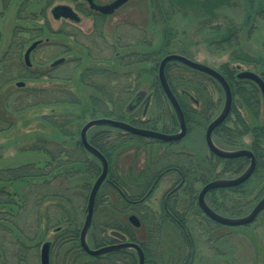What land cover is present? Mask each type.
I'll list each match as a JSON object with an SVG mask.
<instances>
[{"label": "rangeland", "instance_id": "1", "mask_svg": "<svg viewBox=\"0 0 264 264\" xmlns=\"http://www.w3.org/2000/svg\"><path fill=\"white\" fill-rule=\"evenodd\" d=\"M95 1L104 5L114 0ZM61 4L71 6L81 20L54 19L51 11ZM100 17L103 22L98 21ZM39 30L42 32L37 37L39 34L35 32ZM13 41L21 44L20 54L6 57ZM37 41L41 45L32 50L31 66H27L25 53ZM240 50L255 62L233 60L232 56ZM170 54L187 56L222 74L227 69L236 73L239 65L242 70L263 74L264 0H129L106 17L101 13L97 15L86 0H0V169L31 164L35 171L54 177L51 185L55 192L67 190L65 192L71 200L80 206L68 203L66 209H62L61 201L52 198L43 202L37 216L28 219L27 227L33 234L37 233V237L34 241L24 238L25 256L16 262L13 257L8 259L15 249L7 250L9 257L0 259V264H7L5 259L9 264H41V251L46 242L52 243L50 264H105L111 259L105 257L108 254L121 260L117 254L122 251H129L136 259L133 264L138 263L133 250L90 256L82 249L80 239L77 242L85 254L79 255L74 247V232L77 228L81 234L90 190L98 176L93 173L90 163L81 169L76 166L78 175L73 178L64 179L63 175L60 178L61 174L57 175L55 171L57 163L66 162L67 156L78 162L93 161L80 139L86 123L99 118L119 120L93 115L97 104L109 113L119 111L120 116L125 117L120 121L148 122V126L153 127L151 130L167 134L179 131L174 110L162 94L158 80V64ZM61 58L65 59L64 63L52 67ZM172 67L168 75L178 78L181 86L178 90L186 88L191 95L189 99L178 94L183 106L198 110L188 123L187 136L176 144H154L146 140L126 142L130 146L125 150L128 155L123 156L119 168L130 167L132 160L133 170L137 172L134 178L141 179V170L155 158L177 152L191 153L198 179L195 184L198 199L206 183L238 177L245 172L249 162L246 160L241 166L218 159L206 146L207 125L219 115L224 105V93L218 83L182 64L176 63ZM35 74L42 76L34 79ZM92 84L104 85L107 90L116 87L114 97H121L116 108L104 101L105 95L98 94ZM242 90L252 93L249 86H234L235 98L239 101H242L239 92ZM141 91L147 92L152 99L147 113L135 118L133 113L137 109L128 111L127 106L136 103ZM258 97L257 115L253 106H245V103L239 110L240 115L234 112L229 115L222 130L214 136L219 147L230 151L251 148L254 136L250 132L264 125V101L259 92ZM102 130L109 132L104 140L106 143L109 137L120 133L98 127L91 129L88 137ZM35 142L44 148L28 150ZM261 154L256 172L245 184L219 188L209 194L207 202L214 211L231 218L243 217L264 197V152ZM54 156L58 157L57 161L53 160ZM175 181L174 175L166 176L145 203L154 222H161L157 224L158 228L156 224L150 226L157 228L158 235L149 234V226L139 219L141 225L135 226L129 217L138 215L129 210L126 215L130 234L118 231L126 236L127 241L148 243V235L156 237L152 253L155 264H264V211L246 226H224L202 211L196 214L191 208L192 198L188 192L177 187L178 197L174 205L176 210L186 214L191 222L190 228L183 233L171 221H161L163 196L174 188ZM38 185L42 186L40 183L16 186L27 196L28 203L34 205L37 202L34 191ZM102 186L97 197H104L108 207L118 206L120 200L116 190L108 184ZM197 204L196 200L198 207ZM100 219L103 223L104 215ZM94 230L91 225L87 237L93 249L120 242L104 224L96 230L97 235ZM8 236L0 233L1 246L6 247L2 237L12 240ZM100 238L109 240L100 242ZM117 264L125 263L118 261Z\"/></svg>", "mask_w": 264, "mask_h": 264}, {"label": "trees", "instance_id": "2", "mask_svg": "<svg viewBox=\"0 0 264 264\" xmlns=\"http://www.w3.org/2000/svg\"><path fill=\"white\" fill-rule=\"evenodd\" d=\"M46 1L52 2L53 0H46ZM69 1H72V0H69ZM98 21H102V17H100ZM97 26L99 28L101 27V25H99L98 22H97ZM41 32L42 31L39 30L38 32H35V34L36 33L39 34ZM56 34H59V32ZM39 36H40V34L37 37H39ZM19 44L20 43H18V41H13L12 45H10V50L7 52L6 57H8L10 55L13 58V55H16V56L19 55L20 51H21L20 50L21 44L20 45ZM12 49H13V51H12ZM238 52L240 53V54L238 53L239 55L236 54V55L232 56L233 60L239 61V62L240 61L241 62H245V61L255 62L254 60L250 59L251 57L250 58L246 57L241 52V50ZM3 63L6 64L7 62L3 61ZM169 69H168V71H169ZM10 70H8V72H10ZM262 70H263L262 73L264 74V63L262 65ZM98 73H100V72H96V74H98ZM223 74L226 76L227 81L229 82L232 90H234V86H237V83L235 82V77H234L235 73L233 71H231L230 69H227L226 71H223ZM84 75H86V74H84ZM41 76L42 75H40V74H35L32 76V78H34V79L38 78L39 79ZM167 79H168V83H169L171 89L173 90V92L176 93V95L180 94L181 97L186 96V95L188 96V94H187V93H189L187 91L188 89L183 88L180 91L178 90L179 87H181V86L179 85V83L177 81L178 78L176 76L172 77V76L168 75ZM244 85H248V84H241L242 87ZM91 87H93L98 92V94L101 93L102 96L105 95L104 101H106V100L109 101L116 108V104L121 99L120 95H118L117 97H114V91L116 90V87H113V89H111V90H107L104 85H100V84L99 85L98 84H92ZM249 87L251 88L252 93L249 94L248 92H246V90H242L243 92L239 91L241 93L240 96H241V99L245 103L246 106H248V105L250 107L253 106V108L256 110V111H254L256 114V113H258L257 109L259 110V107L257 106L258 105V99H259L258 91L253 85H250ZM197 92H198V90H197ZM178 97H179L180 104L184 109L187 123H190L193 119V116L195 114H198V110L195 108H189V106H183L182 99H180L179 95H178ZM250 101H252V102H250ZM121 104L122 103H120L117 107H120ZM254 106H256V107H254ZM100 108L101 107L99 106V104H97V106L94 107L93 115H101V116H105V117H117L119 120L125 119V117L120 116L119 111L115 110V111L109 113V111H106V109L103 110ZM234 110L232 111V113L234 112ZM118 116H120V117H118ZM205 121H206V123L208 122L207 117H206ZM132 123L136 126H138V124H140L142 127H146L149 129L151 127V126H148L149 125L148 122H141L139 120H133ZM222 126H220L216 130V132H215L216 135H217L218 131L222 130ZM151 128L153 129V127H151ZM108 133H109L108 131L102 130L100 132L94 133L91 137H89L90 144L93 145L95 148H97L105 156L109 155L108 154V146L109 145H108V143H106L104 141V140H106V134H108ZM253 135H254V139H255L254 140L255 148H257L258 152L264 151V149H262L260 147V144L262 142H264V125L261 127L255 128L253 130ZM120 136H128V135L122 134ZM80 145H81V143H80ZM114 146H115V144H113V147ZM81 147H82V145H81ZM41 148H44V147H42V145H39L38 143L35 142V143H33L32 147L28 150H30V151L31 150H38ZM53 160L57 161L58 157L54 156ZM66 160H67L66 162H61L59 164L57 163V165H56V171L55 172H57L56 173L57 175L61 174L59 176L60 178H62V175L64 176V179L65 178L68 179L70 176H72V178H73V177H75V174L77 176L78 172L75 173L76 166H77V169L78 168L81 169V167L84 166V164H88V163L93 165L92 168H94L93 173H95V175H97L99 177V175L101 174L102 168L97 163V160L96 161H94V160L88 161V162H86V161L78 162L76 159H74V160L69 159L68 156H67ZM225 161L231 162V163L236 162V164H237L238 160L226 159ZM34 169L35 168L32 167L31 164H24V165L19 166V168L16 167L13 169H11V168L0 169V231H1L0 233L3 232L5 234L9 235L8 237H10L12 239V240L8 241V240H6V238L2 237V239H3L2 242L4 244L6 243V247L1 246L3 244L0 243V249H1L0 250L1 251L0 259H3L4 256L9 257L8 251L9 250L14 251V249L16 252H13V254H11L12 255L11 258H8V259L12 260V257H13V260L17 262V261H19V259L21 260L25 256V252L27 249L25 248L23 241H26L25 239L34 241L35 238L37 237L36 236L37 233L33 234V232L29 229V227H27L28 219H30L32 216H37L38 211H39V207L43 202H45L46 200L48 201L52 198V199H57V200L61 201V203L63 204L62 209L63 208L66 209V204H68V203H70L72 205L79 206L77 202H73V199L71 200L70 195H68V193L65 192L67 190L62 191L61 193L58 191V193H57L52 189L51 184H52V180L54 179V177L48 176L47 173H45V172L39 173L38 170L35 171ZM185 170H186L185 175L184 176L180 175L179 179L182 178L185 181L186 186H185L184 190H186L188 192L189 196L192 198L191 208H194V212L196 214H200L201 209L196 206L197 197H196V193H195V184L198 181L196 172H195L193 166L191 168H185ZM153 177H155V175L151 177V180ZM202 180H203V178H202ZM35 183H40V184H42V186L38 185L35 187L34 195H36V199H37L36 201L37 202L34 205H30V203H28L27 196L26 195L24 196L23 192H20L16 185L19 184L21 186L22 185L25 186V185H29V184H35ZM114 183L120 188V187H122L121 185H125L126 180L124 178L122 179L121 177H116L114 179ZM65 184H66V182H65ZM67 185L69 186V184H67ZM134 186H136L135 189H127L128 191H126V190H123V188H122L121 191L120 190L117 191L118 196H119V200H120V204L118 206L108 207L105 204L106 200L104 197L98 196L96 198L95 207H94V215H93V223H92V225L95 228V230H94L95 235H97L96 230L98 228H100L101 224L102 225L104 224V226L106 227V230H109V229L112 231H115V230L119 231L120 230L121 232L127 233L129 235L130 230L127 229L128 228L127 227L128 222L125 219V215L127 214V212L129 210H132L133 212H135L138 216H140L142 223L145 225L147 224V226H149V230H148L149 234L152 235L155 233L156 235H158L157 234V232H158L157 231V228H158L157 224H160L161 222H158V223L154 222L153 218L150 217L151 216V210L147 207V205H145L146 201L145 200L142 201V199H141V198L146 197V194H147L146 189L142 191L140 189L141 187H139L137 185H134ZM213 192H214V190L207 194L206 201H207L209 194H211V193L213 194ZM174 196H176V195H174L172 193H169V194L166 193L165 194V196L163 198V203H162V208H163L162 212L164 213V215H162L161 221H163V220L164 221L165 220L171 221L173 224L178 225L179 228L182 230V232L185 233V231H187L190 228L191 222H190V220H188V217L185 216L186 214L179 213L176 210L175 205H174L175 204ZM128 199L133 200V201L137 200L138 202L131 204V203H129ZM212 204L214 206V202H212ZM171 205H172V207H171ZM208 205L210 206L209 203H208ZM129 206H130V208H129ZM216 210H218V208H216ZM103 215L105 217V220L103 223H100V221H101L100 218ZM152 224L153 225L156 224L155 226L157 228L156 227L154 229L151 228L150 226ZM74 233H76L73 237L74 238L73 241L75 242L74 247L76 248V251L79 253V255H84L85 253L80 248L79 242H77L80 239V232L77 231V228H76ZM90 237H91V240H93L94 233H92L90 235ZM131 239L134 240L132 237H131ZM155 239H156V237L148 235V240H147L148 243L135 241V242H138L140 244V246L142 247V249L145 253L146 264H155L152 261V258H153L152 253H153V246H154L153 244L155 243ZM94 240L97 241V238ZM107 240H109V238H104L102 240L100 238L98 241L104 242ZM119 253L120 254H117V255L121 257V260L120 259L117 260L115 258H112V256H111L112 254H108L105 257L111 258V259L109 261H107L105 264H117L118 261H124L125 264L127 262H128L127 264L135 263L136 259H135V257L132 256V254H130L129 251H122ZM122 256L124 257L123 259H122ZM126 257H127V259H126ZM104 260H105V258H104ZM4 261L7 264H9L7 259H5ZM170 264H172V262H170Z\"/></svg>", "mask_w": 264, "mask_h": 264}, {"label": "water", "instance_id": "3", "mask_svg": "<svg viewBox=\"0 0 264 264\" xmlns=\"http://www.w3.org/2000/svg\"><path fill=\"white\" fill-rule=\"evenodd\" d=\"M90 8L92 10H95L103 15H110L113 14L118 8L123 6L127 1L129 0H114L113 2L109 4H98L95 0H86ZM51 14L54 19H70L73 21H79V17L75 10L69 6V5H57L55 6ZM41 42L37 41L34 42L26 51L25 53V63L27 66H31L30 62V54L33 49H35ZM65 59L61 58L59 60H56L52 66L55 67L57 65H60L64 63ZM171 62H179L185 66L190 67L191 69L206 73L213 77L215 80L218 81L220 86L223 89L224 92V105L219 113V115L210 122L206 129V143L208 148L212 153L215 155L224 158V159H235L238 157L246 156L250 158V165L246 169V171L241 174L238 177L235 178H230V179H217L213 180L201 189L199 196H198V204L200 209L203 211V213L215 221L218 224L224 225V226H230V227H239V226H246L252 222H254L258 216L264 211V197L256 204V206L251 210L249 214L243 217H238V218H231L227 216H223L216 211H214L206 202V196L209 192L219 189V188H233L236 186H239L243 183H245L253 174L255 167H256V159L254 154L249 151V150H237V151H230V150H225L220 147H218L214 140H213V132L216 128H218L221 124H223L226 119L229 117L233 105V93L231 90V87L228 83V81L225 79V77L220 74L218 71L215 69L199 63L195 62L193 60H190L184 56L176 55V54H171L166 57H164L160 63L159 66V72H158V78L160 85L162 87L163 92L165 93L167 99L169 100L178 124L180 131L176 134H166L162 132H158L155 130L151 129H146V128H140V127H135L131 125L130 123H127L125 121H120V120H114V119H109V118H99V119H93L89 121L88 123L85 124L83 127L81 133H80V139L83 147L85 150L90 153L92 156H94L96 159H98L101 162L102 165V172L99 175V177L96 179L89 198H88V204H87V214L85 218V222L80 234V245L82 249L90 256L93 257H99L106 255L108 253L112 252H118L121 250H133L137 254L138 257V264H145V253L141 246L137 243L134 242H129L127 241L126 236L118 231H113L111 234L115 238H117L120 242L117 244H112L108 246H104L98 249H93L89 246L88 244V232L90 230V227L92 225L93 221V215H94V207H95V202L97 195L104 184L107 175H108V162L104 155L93 145L90 144L88 140V133L91 129L96 128V127H109V128H114L118 130H122L126 133L145 137V138H150V139H156L159 141H164V142H172V141H178L182 139L187 132V124L185 120V116L183 113V110L175 96V94L172 92L171 87L167 81L166 74H165V69L166 66L171 63ZM239 79H246L255 82L261 89L263 98H264V80L259 77L258 74L254 72H249V71H244L238 74ZM20 86L23 85V83H19ZM146 92L141 91L138 94V101L141 100L142 96H145ZM149 99V98H148ZM146 100V105L143 109V114L145 115L147 113L148 107H149V100ZM130 109L133 108V106L129 107ZM142 112V108L138 110L136 115L140 114ZM130 221L137 227L141 225L140 221L136 216H131ZM50 247L51 243L46 242L41 251V264H50Z\"/></svg>", "mask_w": 264, "mask_h": 264}, {"label": "flooded vegetation", "instance_id": "4", "mask_svg": "<svg viewBox=\"0 0 264 264\" xmlns=\"http://www.w3.org/2000/svg\"><path fill=\"white\" fill-rule=\"evenodd\" d=\"M95 11V10H94ZM76 12V11H75ZM93 12V11H92ZM77 13V12H76ZM78 15V14H77ZM97 15H99V13L97 12ZM106 16H109V15H105V17ZM78 17H79V21L81 20V18H80V16L78 15ZM73 21V20H72ZM79 21H74V22H79ZM39 45H41V44H39ZM38 45V46H39ZM37 46V47H38ZM171 55V54H170ZM176 55H178V54H176ZM180 56H184V55H180ZM184 57H186V58H188V59H190V60H192L191 58H189V57H187V56H184ZM162 61V60H161ZM161 61H160V63H161ZM194 61V60H193ZM196 62V61H195ZM181 64V63H179V62H171V63H169L167 66H166V69H165V74H166V78H167V76H168V69L170 68V70L173 68L172 66L174 65V64ZM159 66H160V64H158ZM183 65V64H182ZM159 66H158V72H159ZM185 66V65H184ZM53 67V66H52ZM186 67H188V66H186ZM188 68H190V67H188ZM191 69V68H190ZM192 71H194V72H197V73H200V74H202V75H206V76H208V77H210L211 79H213L215 82H217L218 83V81L217 80H215L213 77H211L210 75H208V74H206V73H203V72H200V71H197V70H194V69H191ZM217 71V70H216ZM244 71H249V72H254V73H256L255 71H251V70H242L241 69V66L239 65V66H237V71H236V73H235V75H234V77H235V82L237 83V86H241V84H248V85H244V86H250V85H253L256 89H257V91L259 92V93H261V96L263 97V95H262V92H261V89H260V87L255 83V82H253V81H250V80H246V79H239L238 78V74H240L241 72H244ZM219 72V71H218ZM220 73V72H219ZM220 74H222V73H220ZM256 74H258V73H256ZM224 77H225V79L227 80V78H226V76L224 75V74H222ZM259 75V77H261L263 80H264V74H258ZM158 80H159V78H158ZM167 81H168V79H167ZM229 83V82H228ZM159 84H160V82H159ZM218 85L220 86V84L218 83ZM230 85V84H229ZM160 87H161V85H160ZM221 87V86H220ZM231 87V86H230ZM161 89V92H162V94L164 95V97L167 99V97H166V95H165V93L163 92V90H162V87L160 88ZM221 89H222V87H221ZM172 90V89H171ZM231 90H232V88H231ZM222 91H223V89H222ZM172 92H173V90H172ZM174 94H175V96H176V98H177V100H178V102H179V104H180V101H179V97H178V95H176V93L175 92H173ZM224 93V92H223ZM232 93H233V105H232V109H231V113H232V111L234 110V113L235 114H239L240 112H239V110L243 107V101H239V100H237L236 98H235V91L234 90H232ZM238 93V92H237ZM188 94V96H187V98H189L190 99V94L189 93H187ZM138 98V97H137ZM149 98V99H148ZM149 100V102L151 101V99H152V96L151 95H148L147 94V92H146V94H145V96H142V98H141V100L140 101H138V99L136 100V103L135 104H129L128 106H127V110L128 111H134L135 109H137L134 113H133V117H135V118H138L140 115H142L143 114V109H144V107H145V105H146V100ZM167 101L169 102V100L167 99ZM263 101H264V98H263ZM142 102L144 103V105L142 104ZM169 104H170V102H169ZM130 106H133V108L132 109H130L129 107ZM170 106H171V104H170ZM180 106H181V104H180ZM246 106V105H245ZM172 107V106H171ZM140 108H142V112L140 113V114H138V115H136V113L138 112V110L140 109ZM181 108H182V110H183V113H184V116H185V112H184V109H183V107L181 106ZM231 113H230V115H231ZM174 114H175V112H174ZM240 115V114H239ZM176 116V115H175ZM177 119V118H176ZM228 119V118H227ZM226 119V120H227ZM185 120H186V117H185ZM126 122V121H125ZM178 122V121H177ZM127 123H130L131 125H133V126H135V127H140V126H136V125H134L132 122H127ZM186 124H187V132H186V135L182 138V139H180V140H178V141H172V142H164V141H159V140H156V139H150V138H145V137H141V136H137V135H133V134H129V133H126V132H124V131H122V130H118V129H115L116 131H119L120 133H119V135H117L116 137H109L108 138V156H105L104 155V157L106 158V160H107V162H108V175H107V178H106V180H105V182H104V184H108L109 185V187H111V188H113L114 190H116V192L117 191H121V189L123 188V190H126V191H128L127 189H132L133 188V184L134 185H137V186H139V187H141L140 189L143 191V190H145L146 189V192H147V194H146V197H144V198H141L142 199V201H146L147 202V200L150 198V196L152 195V193L154 192V190H156V189H158V187H159V185L161 184V182L164 180V178L166 177V176H169V175H174L175 176V184H174V188L173 189H170V190H167L166 192H165V194L166 193H172V194H174V195H177V192H176V190L177 189H179V190H181L182 188L184 189L185 188V186H186V184H185V181H184V179H179V176L180 175H182V176H184L185 175V171L187 170H185V168H191L192 166H193V161H194V158H193V156H192V154L191 153H188V152H177V153H171V154H164V155H162V156H159V157H157V158H155L153 161H152V163H150V164H146V166H145V168L144 169H142L141 171H142V173H143V175H142V178L141 179H138L137 177H135L134 178V176L137 174V172L136 171H134L133 170V166H132V164H133V161L131 160L129 163H131V166L130 167H127L126 166V169L125 168H119V164H120V161L122 160V158H123V156H126V155H128V153L126 154L125 153V150H127V148L128 147H130L127 143H130V142H134V141H136V140H139V141H141V140H146V141H152L154 144H176L177 142H180V141H182L186 136H187V134H188V132H189V127H188V123H187V120H186ZM210 124V123H209ZM208 124V125H209ZM224 124V123H223ZM223 124H221L220 126H222ZM179 125V124H178ZM208 125H207V127H208ZM219 126V127H220ZM218 127V128H219ZM96 128H98V127H96ZM96 128H94V129H96ZM107 128H109V127H107ZM140 128H144V127H140ZM218 128H216L215 130H214V132H213V140H214V136L216 135L215 134V132H216V130L218 129ZM111 129H114V128H111ZM146 129H149V128H146ZM207 129V128H206ZM245 129H246V131H248V127L247 126H245ZM254 130V129H253ZM253 130L250 132L251 134H253ZM155 131H158V130H155ZM179 131H180V128H179ZM178 131V132H179ZM90 132V131H89ZM158 132H160V131H158ZM178 132H176V133H178ZM163 133V132H162ZM175 133V134H176ZM128 135V136H120V135ZM167 134V133H166ZM131 135V136H130ZM254 136V135H253ZM89 138V137H88ZM89 140V139H88ZM254 137H253V141H252V145H251V148H241V149H238V150H249V151H251L253 154H254V156H255V159H256V167H255V170H254V172H253V174H252V176L254 175V173L256 172V169H257V167H258V161L261 159V156H262V152H264V151H259L258 152V150H257V148H255V145H254ZM129 141V142H128ZM127 142V143H126ZM143 142V141H142ZM214 142H215V144L219 147V145L216 143V141L214 140ZM205 143H206V132H205ZM113 144H115V146L113 147ZM206 146H207V143H206ZM208 147V146H207ZM260 147L262 148V149H264V147L262 146V143L260 144ZM221 148V147H220ZM223 149V148H222ZM208 150L210 151V149L208 148ZM234 151H237V150H234ZM210 153L214 156V157H216V158H218V159H221V160H226V159H224V158H221V157H219V156H217V155H215L214 153H212L211 151H210ZM92 159L94 160V161H96L97 160V163L100 165V167L102 168V165H101V162L98 160V159H96L94 156L92 157ZM236 160H238L237 161V163L240 165L241 164V166H242V163H244L246 160L249 162V165H250V158L249 157H246V156H242V157H238V158H235ZM249 165H248V167H249ZM194 167V166H193ZM247 167V168H248ZM246 168V169H247ZM246 169H245V171H246ZM102 172V171H101ZM244 173V172H243ZM242 173V174H243ZM155 175V177H153L152 178V180H151V177L152 176H154ZM157 175V176H156ZM251 176V177H252ZM116 177H121L122 179L124 178L125 180H126V183H125V185H121L122 187H118L115 183H114V179L116 178ZM250 177V178H251ZM249 178V179H250ZM248 179V180H249ZM247 180V181H248ZM246 181V182H247ZM245 182V183H246ZM178 183V186L176 185ZM209 183V182H208ZM245 183H243V184H245ZM207 184V183H206ZM205 184V185H206ZM243 184H241V185H243ZM241 185H239V186H241ZM177 187H179V188H177ZM204 187V186H203ZM236 187H238V186H236ZM136 188V186H134V188L133 189H135ZM122 190V191H123ZM200 193V192H199ZM165 194H164V196H165ZM164 196H163V198H164ZM199 196V195H198ZM177 197L178 196H174V201L177 199ZM207 197V196H206ZM128 201H129V203H131V204H133V203H137L138 201L137 200H135V201H133V200H129L128 199ZM145 202V203H146ZM197 202H198V199H197ZM207 202V201H206ZM198 205V207H199V204H197ZM171 207H172V205H171ZM200 208V207H199ZM179 213H181L180 212V210H177ZM202 211V210H201ZM203 212V211H202ZM135 213V212H134ZM131 216H133V215H131ZM130 216V217H131ZM135 216V215H134ZM130 217H129V219H130ZM136 217H138V219L139 220H141V218L139 217V216H136ZM125 219H126V221H127V215H125ZM51 243V242H50ZM51 246H52V243H51Z\"/></svg>", "mask_w": 264, "mask_h": 264}]
</instances>
